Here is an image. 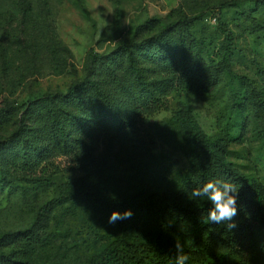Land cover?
Wrapping results in <instances>:
<instances>
[{
	"label": "rangeland",
	"instance_id": "obj_1",
	"mask_svg": "<svg viewBox=\"0 0 264 264\" xmlns=\"http://www.w3.org/2000/svg\"><path fill=\"white\" fill-rule=\"evenodd\" d=\"M177 22L175 53L165 59L164 79L175 77L183 65L215 76L213 87L199 84L166 86L151 92L144 103L133 104L103 128L94 124L93 159L80 148L56 147L34 166L0 151V235H19L16 246L0 247L4 264H81L95 256L120 230L108 218L80 199L74 189L85 187L98 175L113 198L133 197L152 203L210 205L191 192L209 180L227 181L218 160L250 183V193L264 206V130L260 110L248 99L241 76L248 78L264 98V3L247 0H0V105L12 112L0 120V140L13 128L27 100L55 92L81 79L86 54L105 53L123 39L141 41L159 27ZM228 42L229 68L221 64ZM147 67L159 59L142 56ZM123 84L138 90L126 73ZM149 81L143 91H151ZM118 87L121 84H118ZM185 113L210 141L221 147L218 157L202 156L178 118ZM209 167L211 174L204 176ZM165 221L181 219L175 211L161 210ZM174 222V221H173ZM179 224V223H176ZM127 229L136 238L184 247L205 240L206 249L225 251L211 231L187 235L164 227L158 214L133 212ZM264 224L252 221L248 233L234 231L240 255L255 257L254 245Z\"/></svg>",
	"mask_w": 264,
	"mask_h": 264
},
{
	"label": "trees",
	"instance_id": "obj_2",
	"mask_svg": "<svg viewBox=\"0 0 264 264\" xmlns=\"http://www.w3.org/2000/svg\"><path fill=\"white\" fill-rule=\"evenodd\" d=\"M255 3H264V0H247ZM180 32L177 22H170L159 27L152 35L135 42L133 38L123 39L105 53L89 51L86 54L83 75L80 80L69 85L65 92H55L29 99L22 106V111L15 118L11 131L0 140V151L10 157V161L19 160L23 166H34L56 147L67 152L80 148L83 153L93 159L95 135L92 133L94 124L103 128L114 119L118 128L125 127L129 122L119 114H125L136 103H144L150 98V93L164 91L166 86L183 87L190 84H199L205 89L213 87L215 76L210 72L199 71L196 65H183L182 70L175 77L164 79L162 72L165 69V59L175 53L173 34ZM142 56L159 59L161 65L147 67ZM228 42L221 51V64L229 68ZM131 76L136 82L138 90L123 84L121 76ZM151 76V91L142 90L141 84L149 81ZM249 101L261 112L260 124L264 130V98H262L251 81L240 77ZM118 84L121 86L118 87ZM12 112L9 103L0 105V120ZM191 137V143L202 156L210 159L218 157L221 147L210 139L184 112L178 114ZM218 160L220 174L228 182L238 188L237 215L234 217L236 227L229 230L218 229L216 237L224 244L225 251L214 254L206 249L207 241L196 240L183 247L188 256L186 264H264V232L254 245L255 257L240 255L235 246L234 231L239 234L248 233L252 221L264 224V206H261L256 195L250 193V183L242 174L231 167L229 162ZM204 176L211 174V169ZM80 199L85 200L107 218L112 211L123 212L130 209L133 212L158 214L161 224L168 230L183 235L191 230L211 231L216 224L207 222V211L210 205L189 206L182 203L155 204L147 199L133 197L113 198L105 192L104 182L98 175L92 177L85 187L74 189L73 192ZM175 211L181 214V219L171 223L165 221L160 211ZM128 219L113 224L120 231V235L106 243L100 251L81 264H175L176 250L169 245L153 243L143 238H136L127 229ZM179 223V224H176ZM6 233L0 235V247L16 246L17 237ZM5 262L1 259L0 264ZM24 263L33 264L30 259ZM44 264V263H39ZM47 264H69L53 261Z\"/></svg>",
	"mask_w": 264,
	"mask_h": 264
},
{
	"label": "clouds",
	"instance_id": "obj_3",
	"mask_svg": "<svg viewBox=\"0 0 264 264\" xmlns=\"http://www.w3.org/2000/svg\"><path fill=\"white\" fill-rule=\"evenodd\" d=\"M238 188L234 183L221 180H209L191 192L193 198L205 199L210 207L207 211V222L212 224H225L227 230L236 227L234 217L237 215ZM133 213L130 209L123 212L112 211L108 217L109 224L130 219ZM176 250L175 264H186L188 256L183 251L179 241L174 244Z\"/></svg>",
	"mask_w": 264,
	"mask_h": 264
}]
</instances>
